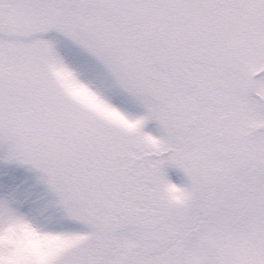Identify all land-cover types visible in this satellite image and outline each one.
<instances>
[{
    "label": "snow or ice",
    "instance_id": "1",
    "mask_svg": "<svg viewBox=\"0 0 264 264\" xmlns=\"http://www.w3.org/2000/svg\"><path fill=\"white\" fill-rule=\"evenodd\" d=\"M0 264H264V0H0Z\"/></svg>",
    "mask_w": 264,
    "mask_h": 264
}]
</instances>
